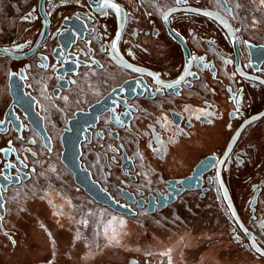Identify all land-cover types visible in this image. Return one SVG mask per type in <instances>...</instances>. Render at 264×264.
<instances>
[{
	"label": "flooded vegetation",
	"instance_id": "obj_1",
	"mask_svg": "<svg viewBox=\"0 0 264 264\" xmlns=\"http://www.w3.org/2000/svg\"><path fill=\"white\" fill-rule=\"evenodd\" d=\"M5 2L8 20L0 47L27 56L0 55V244L24 255L31 241L42 247L43 206L17 215L9 196L14 188L34 184L51 160L60 166L62 141L56 139L57 123L48 119L59 118L61 107L69 125L77 112L109 98L103 104L107 111L89 128L90 143L81 144L82 162L94 179L96 164L107 181L118 175L114 188L102 186L138 217L147 214L150 195L156 202L167 197L168 181L184 180L202 160L215 157L204 176L206 192H184L172 206L147 215L180 209L181 200L193 194L197 209L214 217L207 221L210 235L221 246L219 259L209 264H264L247 249L248 239L216 182V168L237 131L264 111V0H108L119 12L105 0H45L48 34L34 51L44 30L40 0ZM206 10L218 13L230 32L197 12ZM122 60L142 72L126 69L117 62ZM12 88L20 98H13ZM51 104L59 111H50ZM87 148L101 156L90 157L89 166ZM222 176L242 222L264 248V117L237 137ZM126 196L142 200L144 207Z\"/></svg>",
	"mask_w": 264,
	"mask_h": 264
},
{
	"label": "rangeland",
	"instance_id": "obj_2",
	"mask_svg": "<svg viewBox=\"0 0 264 264\" xmlns=\"http://www.w3.org/2000/svg\"><path fill=\"white\" fill-rule=\"evenodd\" d=\"M5 1L0 0V30L7 19ZM55 106L51 104L48 108L56 113L59 109ZM60 109L59 118L48 119L50 125L57 123L58 142L63 130L68 128L67 118L64 117L68 112ZM92 153L90 148L84 151V162L88 166L91 165L90 157L94 156V161L101 158ZM94 170L98 182L114 188L118 175L114 180L107 181L101 176L98 164ZM78 190L79 194H75L72 173L62 161L58 166L53 160L49 168L41 169L34 184L14 188L9 199L17 215L21 209L30 214L36 213L38 205L43 206L45 219L40 223L43 224L40 225L42 250L39 257L36 256L38 254L34 250L37 244L31 241L25 255L16 254L2 243L0 264L43 262L56 247L61 252L57 258L53 257L55 264H111L135 257L149 258L151 264H209L215 258L219 259L221 246L211 238L212 230L207 222L214 221V217L208 211L197 209L199 201L193 194L181 200L183 207L171 208L166 214L149 216L140 212L138 217H113L114 211L93 201L79 187ZM205 205L207 207L208 204ZM113 234L115 240L110 239Z\"/></svg>",
	"mask_w": 264,
	"mask_h": 264
},
{
	"label": "water",
	"instance_id": "obj_3",
	"mask_svg": "<svg viewBox=\"0 0 264 264\" xmlns=\"http://www.w3.org/2000/svg\"><path fill=\"white\" fill-rule=\"evenodd\" d=\"M44 4H45V0H40V11L42 13V16L44 17V30L40 35L32 51L36 50L44 42L48 34L49 19L45 13ZM94 6H99V5H94ZM171 12H172L171 10L166 11L164 13V17L165 15L168 16ZM197 12L202 15H205L204 13H211V15H205V16L217 20L222 26H224L230 32V29L227 26L228 23L226 21H223L221 17L218 15V13L207 10L197 11ZM165 22L167 23V20H165ZM0 55L8 56L15 59L19 57L27 56V54L24 56L18 55L2 47H0ZM117 62L128 70L134 72H142L140 69L136 68L134 65L128 63L125 60L117 61ZM237 71L240 74H243L239 63L237 66ZM161 85H163V87L167 88V90L170 91L167 84L161 83ZM19 94L20 93H17V91L14 88H12L13 98L15 99L20 98ZM108 101L109 98H106L100 104L91 108L89 112H77L75 118L69 121L68 129L64 131L61 139L62 148H63L61 161L64 164V166L67 168V170L72 173L75 185H77L80 189H82L83 192L93 201H95L99 205L111 209L117 214L125 215V216H136L138 214L137 210L133 209L131 206L125 203H121L117 201L105 188H103L100 182L94 179L91 171L87 168V166L82 162L81 159L82 157L81 144L82 142L85 141V139H87V142L90 143L91 133L89 131V128L95 127L98 117L103 113H105V111H107L108 108L107 107L103 108V104L107 103ZM263 117H264V111L261 114L251 118L241 126V128L237 131L235 137L229 143L227 152L225 153V155L221 160L222 163L220 162L216 168L217 187L222 193V198L229 210L230 216L232 217L235 224H237L239 229L242 231V233L245 235V237L248 239V243L246 245L247 249H250L253 253H255L257 256L262 258H264V248L260 245V243L257 241V238L251 234V232L242 222L236 210L231 194L223 181L222 170H223L224 160L230 153L231 149L235 144L237 137L240 135L243 129L250 123L257 121ZM47 147L48 149H50L49 148L50 146ZM216 163H217V158L208 157L202 160L195 167L191 176L181 181H168L169 193L167 197L164 198L161 197L159 201L156 202L154 197L150 195L148 209L146 213L149 215H153L155 214V207H157L158 212H161L165 207L172 206L176 202V197L180 196L184 192H196L198 190L202 191V193L206 192L207 189H202V185L204 183V176L212 171V169L214 168L213 166ZM23 181L26 180L24 179ZM207 181L209 182V179ZM19 183L20 182H14L11 184L17 185ZM177 185H179V188L176 187ZM201 197L203 198L204 195L202 194ZM126 200L130 204L137 203L139 205V208L144 207V203L142 200H137L131 196H126ZM257 249H259V251Z\"/></svg>",
	"mask_w": 264,
	"mask_h": 264
},
{
	"label": "crops",
	"instance_id": "obj_4",
	"mask_svg": "<svg viewBox=\"0 0 264 264\" xmlns=\"http://www.w3.org/2000/svg\"><path fill=\"white\" fill-rule=\"evenodd\" d=\"M77 187V185H75V194H79V190H78V187ZM114 213V212H113ZM113 215H115V216H113V217H116V216H118V217H120L121 215H119V214H113ZM122 217V216H121ZM34 251H36L35 252V254H38V255H36V256H38L39 257V255H40V253H41V247H40V245H36V248H35V250ZM59 252H61L60 251V249H59V247H56V248H53L52 249V255L48 258V259H45L44 261H43V263L44 264H49V262H52L53 261V257H56L57 258V256L59 255Z\"/></svg>",
	"mask_w": 264,
	"mask_h": 264
},
{
	"label": "snow or ice",
	"instance_id": "obj_5",
	"mask_svg": "<svg viewBox=\"0 0 264 264\" xmlns=\"http://www.w3.org/2000/svg\"><path fill=\"white\" fill-rule=\"evenodd\" d=\"M105 6H106V7H111L112 9L116 10L117 12L120 11V9H119V7H118L117 4H115V3H111V4H109V3H108V0H105ZM204 14H205V15H211V13H204ZM164 19L167 20V19H168V16L165 15ZM221 163H222V161H221ZM106 234H107V231H106ZM110 239H111V240H115V239H116L115 234H113L112 236H110ZM117 242H118V241H117ZM257 250L259 251V249H257Z\"/></svg>",
	"mask_w": 264,
	"mask_h": 264
}]
</instances>
